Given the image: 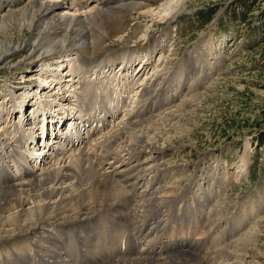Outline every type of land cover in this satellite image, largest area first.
I'll return each mask as SVG.
<instances>
[{"label": "bare ground", "instance_id": "bare-ground-1", "mask_svg": "<svg viewBox=\"0 0 264 264\" xmlns=\"http://www.w3.org/2000/svg\"><path fill=\"white\" fill-rule=\"evenodd\" d=\"M158 3L0 0V35L29 33L18 46L1 44L0 70L17 78L40 76L35 88L25 86L21 102L9 94V110L0 108V264H216L217 240L229 228L212 231L219 215L213 192L203 194L204 178L198 179L200 201L186 188L184 196L175 194L178 204L167 196L175 187L163 185L168 176L160 169L171 138L192 131L186 117L197 110L202 95L196 91L204 79L190 83L180 68L154 90L158 41L145 44L143 58L133 50L118 64L98 62L107 41L126 42L129 17L138 23L127 35L136 36L145 24L142 35L148 36L156 27L153 16L160 18ZM28 46L29 58L5 62ZM189 104L194 110L186 109ZM68 118L69 137L38 142L45 121L47 130L62 122L61 132H49L55 141L63 138ZM195 230L201 233L190 238ZM255 236L243 235L239 249L254 251Z\"/></svg>", "mask_w": 264, "mask_h": 264}, {"label": "rangeland", "instance_id": "rangeland-1", "mask_svg": "<svg viewBox=\"0 0 264 264\" xmlns=\"http://www.w3.org/2000/svg\"><path fill=\"white\" fill-rule=\"evenodd\" d=\"M156 1L158 5L162 4L161 13L160 18L153 16L157 23L150 34L143 37V24L138 27L140 32L136 36H128L127 33L138 23L133 16L129 17L125 23L128 31L123 35L126 42L123 38L107 41L109 49L98 58V62L104 58L107 63H120L124 54L133 50L134 57L143 58L141 50L145 44L158 41L161 45L156 48L152 59L158 67L154 90H158L166 78L180 68L190 83L194 79H204L196 91V96L202 95L197 101V110L186 117L192 127L191 133L181 139L178 135L171 138L172 148L165 150V158L160 161L162 173L166 172L168 176L163 185L167 189L175 187V193L167 196L170 200L176 198L178 204L182 202L175 194L184 196L182 191L186 188H193L192 192H197L200 201L202 192L195 185L198 179L204 178L200 184L203 194L213 192L218 203L219 215L214 218L212 231L215 235L229 228V233L217 240V252L212 256L216 258V264H264V0ZM177 10V19L166 16H172ZM24 32L0 35V48L7 42L18 46L29 36L27 31ZM161 46L162 50H159ZM32 52V47L28 46L5 62L19 63L29 58ZM109 55H112L111 59H106ZM208 65L213 68L209 70ZM14 76L11 71L0 70V101H3L0 108L4 107V111L9 110L4 106L9 101V94L21 102L18 98L27 89L25 86L27 91L35 88L37 81L34 78L40 77ZM38 86L46 88V93L51 91L46 85ZM167 88L172 89L171 85ZM33 94L36 95V90H32ZM189 105L186 109L194 110L195 105ZM170 110L173 111V107L165 113ZM18 111L14 112L12 119L17 117ZM243 160L246 167L242 169ZM174 182L177 184L173 185ZM187 196L192 197L190 192ZM182 198L185 200L186 197ZM158 221L163 222V219L160 217ZM198 231L191 232L190 238L201 233ZM249 233L256 235L255 250L244 253L239 249L238 241Z\"/></svg>", "mask_w": 264, "mask_h": 264}]
</instances>
